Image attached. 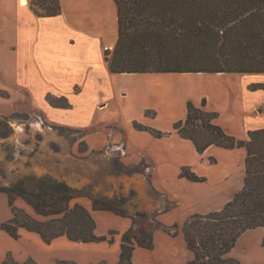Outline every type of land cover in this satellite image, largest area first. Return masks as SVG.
Returning a JSON list of instances; mask_svg holds the SVG:
<instances>
[{"label": "trees", "instance_id": "1", "mask_svg": "<svg viewBox=\"0 0 264 264\" xmlns=\"http://www.w3.org/2000/svg\"><path fill=\"white\" fill-rule=\"evenodd\" d=\"M116 8L117 38L110 54L104 53L109 72L116 74L146 73H264V0H113ZM29 8L38 17L60 13L59 0H30ZM264 89L251 84L249 89ZM6 94V93H5ZM1 95L6 97L7 95ZM45 102L52 108L68 109L71 105L64 95L46 93ZM218 112L206 108L202 98L198 105L185 102V115L174 121L172 130L189 140L200 155L209 146L224 149L244 148L241 188L223 206L207 213H194L181 224L185 245L192 253L186 264H240L229 255L239 236L250 229L261 228L260 245L264 248V128L248 130L246 140L227 134L215 120ZM136 130L155 137L165 133L132 121ZM11 132L9 121L0 114V138ZM211 160V159H210ZM126 174L138 168L120 167ZM192 182H202L188 167L179 173ZM34 189L27 190L22 180L1 185L7 197L11 217L0 222V230L18 238L19 229L33 231L45 242L64 235L80 243L112 241L106 235L94 233L95 222L81 204L68 203L78 197L77 190L64 181L41 178ZM16 197L23 199L37 214L50 221H37L13 205ZM118 201L117 207L112 206ZM128 197H104L103 203L92 199L93 209L112 211L130 217L131 225L122 233L117 264H132L135 247L153 248V231L160 229L170 236L177 234V224L166 226L155 219L148 228L134 233V217L123 207ZM100 203V204H99ZM136 215L146 218V213ZM50 223H57L48 232ZM58 264H74L59 260ZM0 264H36L29 259L15 262L10 254ZM104 264V263H102Z\"/></svg>", "mask_w": 264, "mask_h": 264}, {"label": "rangeland", "instance_id": "2", "mask_svg": "<svg viewBox=\"0 0 264 264\" xmlns=\"http://www.w3.org/2000/svg\"><path fill=\"white\" fill-rule=\"evenodd\" d=\"M19 2L25 5L23 0ZM29 2L30 0L28 5ZM80 2V0H65L66 9L75 13L76 10L82 12ZM102 2V0L83 1L82 6L87 9V15L84 17L88 26L86 28H90L91 23L95 25L102 19ZM7 8L6 0H0V89L12 91V99L9 100L1 97L5 92L0 90V114L7 118L11 127L10 134L0 138V184L11 185L22 180L23 186L31 190L41 178L64 181L77 190L79 195L68 205L72 206L74 202L90 204L91 209H93L92 199H98L103 203L104 197L117 199L120 195L126 196L128 201L123 207L131 216L133 215L132 225L134 233L138 236H141L138 230L147 229L149 224H154V219L162 224L178 222L181 219L185 221L192 214L186 212L191 208L198 209V201L204 195L216 190V176L219 175L221 167L230 164L231 160L227 162L219 159L218 165L209 164L214 163L215 160L212 158L207 160V154H194L188 149H182L181 146L178 148L174 143L159 138L151 140L137 138L138 148L145 151L144 155L151 161L152 179L156 181L157 186L165 190L158 192L159 190L151 189L149 192L151 203L159 213L155 215L145 212L147 216L142 218L135 214L142 210L137 209L138 199L131 187V180L134 176L137 177L135 173H146L148 165L144 159L134 162L129 159L131 154L126 147V139L129 138L128 131L132 130L131 121L174 133L171 123L184 116L185 102L191 100L198 105L201 96L207 98L210 108L219 110L224 120H231L228 123L233 125L241 120H244V125L256 123L255 118L248 113V109L246 112L242 111L240 116L233 114L228 109L226 101L217 93L219 78L212 79L206 75L180 76L176 73H154L149 76H120L112 79L113 84L109 83L102 88H94L86 83L80 94H77L80 91L79 85H75L73 91L77 95L67 91L68 87H65L63 79H58L60 81L58 82L43 77L37 83L34 82V85L31 78L24 80L37 93L43 87H49L53 92L58 86L65 87L60 90L67 91L71 107L50 108L52 110L50 113L48 108H39L29 95L24 94V90L19 86L21 84L13 81L4 71L5 65H8L10 60V52L6 44L11 41L12 36L11 26L7 24L11 21ZM105 35H113L111 28ZM113 38L111 36L109 40L102 41L103 53L112 52L113 42L115 43L116 40ZM42 79L44 81H41ZM115 86L118 91L113 89ZM98 99L105 104L94 107ZM260 108L264 109V96ZM230 127H227V130L234 132L235 130ZM243 137L245 138L246 135L243 134ZM109 138H117V142H111L113 140L110 141ZM180 165L204 175L207 182L202 184L205 185L196 183L192 186L189 183L179 186L175 183L174 178ZM120 167H134L140 171L126 174L121 172ZM19 199L23 200L20 197L13 200L14 207L21 209L33 220L50 221L56 217L55 215L43 217L37 214L24 200L25 206H18ZM111 205L117 207L119 202L115 200ZM128 218L131 221V218ZM55 224L57 223H50L46 231L51 232ZM178 227L177 234L181 233V225ZM108 232L112 237L114 231ZM246 243L248 251L241 253L242 244H240L235 248L234 253L240 254L247 264L257 258L259 250L256 248L255 237L249 236ZM261 249L264 252V248ZM144 260L147 261L146 257Z\"/></svg>", "mask_w": 264, "mask_h": 264}, {"label": "crops", "instance_id": "3", "mask_svg": "<svg viewBox=\"0 0 264 264\" xmlns=\"http://www.w3.org/2000/svg\"><path fill=\"white\" fill-rule=\"evenodd\" d=\"M23 1L25 5H21L19 0H6V5L8 6L7 14L11 19L7 24L11 26L10 31H12V36L10 37L11 41L6 44V47L10 52V60L9 64L5 65L4 71L9 74V77L13 81L21 84L19 86L24 90V94L29 95L30 99L34 101L39 108H48V110H50L49 112L52 113V110L50 109L52 107L45 102L44 96L46 93H52L53 91L49 87H43L37 93L26 82H24V80L31 78L32 84L34 85V82L37 83V81L43 77H49V80L58 82H60L58 79H63L65 87H68L67 91H70V94L77 95L81 93L86 83H89V85H92L94 88H102L109 83L113 84L112 79L114 77L127 75L149 76L153 74L124 75V73L116 74L109 72L107 64L103 58L104 53L101 45L102 41L109 40L111 36L112 38L114 37L113 39L117 38L116 8L113 0H102V19L95 25L91 23V30L90 28H86L88 26H86L87 24L84 17L87 15V9L82 6L84 0H80V9H82V12L76 10L77 15H75V11L72 12L71 10L66 9L65 0H59L60 13L51 17L36 16L29 8V0ZM78 21H80L79 25H77ZM110 28L113 31V35H105ZM113 44L115 45L114 42ZM176 74H179L180 76L206 75L210 76L212 79L219 78L217 81V93L221 96L222 100L226 101L225 103L228 109H230L236 116H240L242 111L246 112V109H248V113L255 118L256 123L253 125H244V120L233 125L232 123H228L231 120H224L221 112L218 110V117L215 122L221 126L227 134L233 135L241 140H246V137L244 138L243 134L246 135L248 130L264 128V109L260 108L264 96V89H249L251 84L264 85V73ZM41 81L44 80L42 79ZM75 85H79L80 87V91L77 94L73 91ZM116 86L115 88L113 87V89L118 91ZM65 87H56L57 89L52 94L64 95L69 101L67 91L60 90ZM0 90H3L6 93L7 96L4 98H8L9 100L12 99L11 90ZM202 98L206 100V108L209 107L207 98L201 96L199 100ZM99 101V99L95 101L94 107L105 104ZM209 109L213 110L210 107ZM178 119H175L174 121ZM132 121V130L128 131L129 138L126 139V147L128 148L129 154H131L129 159L133 162L144 159L148 166L146 173L134 174L137 175V177L134 176L132 178L131 187L138 199L137 209L142 210L147 214L154 213L156 215V213H159V210L152 205L149 192H151V189L159 190L158 192H164L165 190L161 188V186H157L156 181L152 179L151 161L144 155L145 151L143 152L138 148L137 138L142 137L143 139L149 140L152 138H159L174 143L178 148L181 146L182 149H188L194 154L198 153L189 140L179 137L175 132L169 133L162 131L165 133L164 135L155 137L147 131L134 129ZM174 121H172V123ZM227 127H230L235 131L233 132L230 128H228L230 130L228 131ZM117 138H109L108 140H113L111 142H117ZM91 145L93 146L92 142ZM202 154L208 155L207 160L208 158L215 160L214 163H209L207 161L209 164L218 165L219 159H224L227 162L231 160V163L221 167L219 175L216 176V190L204 195L197 203L198 209L191 208L186 212L188 214H203L220 209L224 203L233 197L242 185L244 176V148L224 149L212 145L206 148ZM182 167H185V165H180L174 178L175 183L179 186L181 184L189 183L194 186L196 183L202 184L207 182V178L204 175L197 174L191 169L190 171L198 176L204 177L205 180L202 182H192L184 177H180L179 173ZM23 202V200H20L18 206L24 207L25 202ZM141 203L144 205H140ZM79 204L84 206L92 216L95 222L94 233L96 235H106L109 238L108 231H114V234L111 237V242L101 240L98 242L80 243L71 241L64 235L54 237L49 242H45L41 239L39 234L25 229H19V237L15 239L9 236L5 231L0 230V262L5 259L7 254H10L11 258L17 263H23L31 259L36 264H58L57 261L59 260L73 262L74 264H117L120 251V238L122 233L129 228L131 222L130 219L128 217H121L108 210H93L91 209L90 204ZM10 217L11 211L7 197L4 193L0 192V222L5 221ZM183 221L184 219H181L178 222L164 225L171 226L177 224L180 226ZM249 236L255 237L257 243L256 248L259 250V255L247 264H264V252L260 245L262 237L261 228H254L243 232L237 239L229 255L237 259L240 264H246L242 260L240 254L236 255L234 252L236 250L235 248L240 244H242L241 253L248 251L246 250L248 249L246 239L249 238ZM152 237L153 248L151 250L141 247H135L133 249L131 254L132 264H139V261L140 264H186V262L193 256L191 251L187 249L181 233H178L175 236H170L162 230L155 229ZM158 240L160 242H158ZM145 257L147 259L146 262L144 260Z\"/></svg>", "mask_w": 264, "mask_h": 264}, {"label": "bare ground", "instance_id": "4", "mask_svg": "<svg viewBox=\"0 0 264 264\" xmlns=\"http://www.w3.org/2000/svg\"><path fill=\"white\" fill-rule=\"evenodd\" d=\"M125 75V74H124ZM129 76V75H128Z\"/></svg>", "mask_w": 264, "mask_h": 264}]
</instances>
